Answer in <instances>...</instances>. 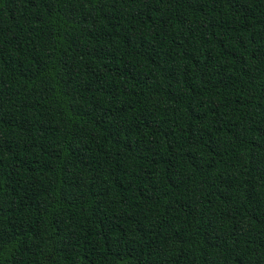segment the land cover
Wrapping results in <instances>:
<instances>
[{"label":"trees","instance_id":"16d2710c","mask_svg":"<svg viewBox=\"0 0 264 264\" xmlns=\"http://www.w3.org/2000/svg\"><path fill=\"white\" fill-rule=\"evenodd\" d=\"M0 264H264V0H0Z\"/></svg>","mask_w":264,"mask_h":264}]
</instances>
